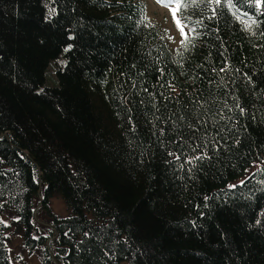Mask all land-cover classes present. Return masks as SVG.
Instances as JSON below:
<instances>
[{"label": "trees", "instance_id": "trees-1", "mask_svg": "<svg viewBox=\"0 0 264 264\" xmlns=\"http://www.w3.org/2000/svg\"><path fill=\"white\" fill-rule=\"evenodd\" d=\"M174 1L0 0V264H264V0Z\"/></svg>", "mask_w": 264, "mask_h": 264}, {"label": "rangeland", "instance_id": "rangeland-1", "mask_svg": "<svg viewBox=\"0 0 264 264\" xmlns=\"http://www.w3.org/2000/svg\"><path fill=\"white\" fill-rule=\"evenodd\" d=\"M145 6V14L147 19L153 25H156L163 37L164 42L171 50H179L185 41V34L191 30V25L186 21H183L180 15L173 10L175 9V1L171 3L165 0H140ZM176 10V9H175ZM244 20V19H243ZM179 22V25L178 23ZM246 23V21H245ZM247 25V24H246ZM182 29V30H181ZM63 63V59H57L56 62L51 63V73L56 72V68ZM51 81L50 78L47 80V85L55 86L57 84ZM260 167V164L255 165L251 171ZM250 171V172H251ZM238 181H241L240 179ZM41 205L37 207V212ZM51 207L54 212L60 216H67L70 210L66 206L65 200L62 196L55 194L51 199ZM36 225L39 230H45V227L50 226L47 215L40 210L36 215ZM8 249L11 258V264H43L38 251L30 252L24 245L23 232L20 229L12 228L8 233Z\"/></svg>", "mask_w": 264, "mask_h": 264}, {"label": "snow or ice", "instance_id": "snow-or-ice-1", "mask_svg": "<svg viewBox=\"0 0 264 264\" xmlns=\"http://www.w3.org/2000/svg\"><path fill=\"white\" fill-rule=\"evenodd\" d=\"M217 2H218V0H217ZM185 6H186V5H185ZM175 12H176V10L174 9V10H173V15H174V16H175ZM177 23H178V25H179V22H177ZM181 30H182V29H181ZM185 39H187V38L185 37ZM184 42H185L184 40L181 41V43H184Z\"/></svg>", "mask_w": 264, "mask_h": 264}, {"label": "bare ground", "instance_id": "bare-ground-1", "mask_svg": "<svg viewBox=\"0 0 264 264\" xmlns=\"http://www.w3.org/2000/svg\"><path fill=\"white\" fill-rule=\"evenodd\" d=\"M159 1V0H158Z\"/></svg>", "mask_w": 264, "mask_h": 264}]
</instances>
